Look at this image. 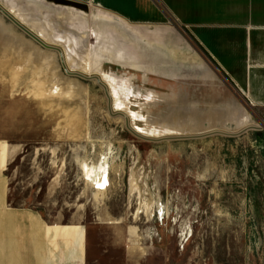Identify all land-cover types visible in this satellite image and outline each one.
Wrapping results in <instances>:
<instances>
[{"label":"rangeland","instance_id":"1","mask_svg":"<svg viewBox=\"0 0 264 264\" xmlns=\"http://www.w3.org/2000/svg\"><path fill=\"white\" fill-rule=\"evenodd\" d=\"M14 2L10 12L61 54L0 12V31L14 28L0 34L10 63L0 89L16 149L0 178V237L52 234L105 213L139 225L165 264H264L262 133L245 130L243 109L218 107L230 90L222 72L156 89L116 35L101 42L100 15L84 18L68 0Z\"/></svg>","mask_w":264,"mask_h":264},{"label":"crops","instance_id":"2","mask_svg":"<svg viewBox=\"0 0 264 264\" xmlns=\"http://www.w3.org/2000/svg\"><path fill=\"white\" fill-rule=\"evenodd\" d=\"M11 1L18 7L14 0H0V12L26 34L40 35L10 12L5 4ZM68 1L71 9L80 7L84 18L100 15L93 29L102 32L101 42L116 35V45L132 52L131 65L146 68L156 89L157 82L183 86L202 81V76L213 80L218 68L230 85L228 92L218 93V107L230 116L244 111L249 123L245 130L261 132L264 147V0ZM12 28L4 27L0 34ZM42 45L61 54L56 46ZM116 61L130 65L121 53ZM9 66L6 55L0 57L7 76ZM6 92L0 89V178L16 152L6 136L12 127ZM103 216L100 221L53 226L52 234L2 236L0 264H165L139 225Z\"/></svg>","mask_w":264,"mask_h":264},{"label":"bare ground","instance_id":"3","mask_svg":"<svg viewBox=\"0 0 264 264\" xmlns=\"http://www.w3.org/2000/svg\"><path fill=\"white\" fill-rule=\"evenodd\" d=\"M44 36V35H43ZM54 38V37H53ZM58 38V37H57ZM47 40V39H46ZM58 40H60V39H58ZM71 55V54H70ZM72 56V55H71ZM54 66V65H53ZM74 71V70H73ZM72 88H73V86H72ZM97 168V167H96ZM102 173V172H101ZM91 179L92 180H94V181H96V179H95V175L93 174V171H91ZM106 187V186H105ZM15 217V218H17V219H25L28 215L27 214H25V213H22V212H14L13 214H12V217Z\"/></svg>","mask_w":264,"mask_h":264},{"label":"water","instance_id":"4","mask_svg":"<svg viewBox=\"0 0 264 264\" xmlns=\"http://www.w3.org/2000/svg\"><path fill=\"white\" fill-rule=\"evenodd\" d=\"M6 13V12H5ZM7 14V13H6ZM8 15V14H7ZM9 16V15H8ZM10 17V16H9ZM14 22H16L18 25H20L17 21H15L12 17H10ZM24 29V28H23ZM24 30H26V29H24ZM27 31V30H26ZM28 32V31H27ZM35 40H37L38 42H40V43H42V44H44L40 39H39V37L38 36H36V35H32V34H30Z\"/></svg>","mask_w":264,"mask_h":264}]
</instances>
